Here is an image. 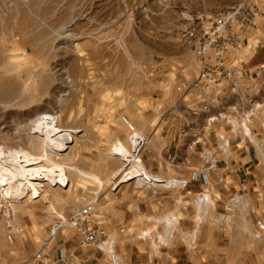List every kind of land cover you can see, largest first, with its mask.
<instances>
[{
  "label": "rangeland",
  "instance_id": "374dc122",
  "mask_svg": "<svg viewBox=\"0 0 264 264\" xmlns=\"http://www.w3.org/2000/svg\"><path fill=\"white\" fill-rule=\"evenodd\" d=\"M239 3L251 7L253 28L242 22V14L227 29L235 37L232 45L215 37L210 47L221 45L229 62L236 59L264 69V0H0V168L10 169L1 158L20 147L37 156L29 165H46L53 172L23 192H16L17 177L7 179L0 172V229L12 208L18 231L11 244L1 232L0 264H24L56 213L66 214L89 201L94 202L95 222L119 237V227L110 230L109 225L120 220V202L137 189H153L137 186L135 178L114 182L113 172L124 162L112 148L127 144L131 134L121 115L144 134L136 158L152 174L177 178L164 174L153 152L167 143L152 136L153 128L170 125L174 113L182 111L181 99L198 72L195 52L212 28L211 19ZM39 124L59 126L62 144L53 147L43 141L36 131ZM252 129L263 154L256 147L251 151V168L243 176L257 181L249 191H261L264 198L260 109ZM45 145L47 160L42 158ZM76 168L97 179L81 176ZM169 171L175 172L172 167ZM182 210L175 214L173 232L155 234L162 241L167 235L180 246L194 240L196 234L187 230L191 224L208 229L241 226L235 219L218 225L212 223L213 216L201 218L193 201ZM212 210L222 212V205L216 202Z\"/></svg>",
  "mask_w": 264,
  "mask_h": 264
},
{
  "label": "built area",
  "instance_id": "2783aa9c",
  "mask_svg": "<svg viewBox=\"0 0 264 264\" xmlns=\"http://www.w3.org/2000/svg\"><path fill=\"white\" fill-rule=\"evenodd\" d=\"M242 14L246 15H244L242 22L253 28L251 7L239 3L211 19L212 28L204 33L203 42L195 52L199 61L198 72L189 83L186 94L190 93L197 102L198 109L205 112V115L203 123L193 129L192 139L186 148L189 151L197 150V157L201 163L189 170L187 178H172V181L167 183L165 178L159 177L153 179L150 184L148 182L144 184L152 186L154 192L160 188L184 190V194L191 195V198L178 195L175 200L176 204L180 208L186 209L192 201L195 202V210L198 216L209 219L213 216L215 217L212 220L214 224L220 225L221 221L235 219L241 223L238 228H243L244 222L250 220L253 224L252 236L264 239V202L261 191L251 196L249 186L244 183L240 184L238 190L233 191L223 181L222 177H219L216 181L222 187L225 202L222 205V212L212 210L217 200L215 199V184L211 179V171L216 168L219 162H222L224 167H229L228 154L234 150L255 151V145L252 141V135H254L252 124L257 110H261L264 118V90L257 89L255 94H259V96H248L243 105L238 101L222 102L221 104L216 101L222 89H227L232 95L238 97L241 86L240 74L226 58V51L218 48L221 45L217 44V48H212L210 44L215 37H219L221 39L226 38L232 45L235 37L231 38L227 34V29L234 20L241 18L239 16ZM211 53H213V57H210ZM121 121L131 133L136 130L125 115H121ZM139 142L141 145L142 140ZM217 154H222V156L218 158ZM229 168L231 171H236L234 167L230 166ZM188 183L199 184L200 190L191 194V191L186 189ZM253 185L257 187V181ZM93 211L94 202L89 201L74 207L66 214L56 213V218L49 224L45 237L23 263L85 264L88 259L87 256H81L69 250L64 243L65 240L57 244L55 258H52L48 249L51 240L55 239L62 230L70 229L79 235L76 244L78 248H89L100 252L105 256L107 264H123L115 248L116 238L114 234L95 222L92 217ZM14 215L12 208L7 209L4 214V229H0V234L3 232L6 242L10 244L14 242L18 234L13 225ZM123 230L121 227L118 232H123ZM150 260L151 257L148 254L147 261L150 262Z\"/></svg>",
  "mask_w": 264,
  "mask_h": 264
},
{
  "label": "crops",
  "instance_id": "0c3cea01",
  "mask_svg": "<svg viewBox=\"0 0 264 264\" xmlns=\"http://www.w3.org/2000/svg\"><path fill=\"white\" fill-rule=\"evenodd\" d=\"M230 63L240 74L239 95L236 97L227 89H222L216 99L217 103L238 101L243 105L248 96L258 97L259 94H255L256 90H264V69H260L257 64L246 65L236 59H230ZM186 96L187 99L184 98ZM184 97L180 102L183 104L182 111L174 113L171 124L160 127L161 123H159L152 132V136L156 135L159 137L158 140L167 142L164 146L153 150L160 158V163L164 165V174H172L180 178H187L189 170L201 163L197 157V150L189 151L186 145L192 139L193 129L203 123L205 115V112L198 109L197 102L190 93H185ZM176 103L177 101H174L170 105L174 106ZM251 151L234 150L230 153L231 155L228 154L229 167H234L235 172L229 167H224L222 162L217 163L216 168L211 171V179L214 178L212 181L218 190L216 194L214 193L215 199L220 205L225 202V196L220 183L216 181L219 177H222L232 190H238L241 183L253 189L251 185L256 180H252L250 176H243L247 173H243V170L251 168ZM221 156L222 154H217L218 158ZM169 167H172L175 172H170ZM186 189L194 194L200 190V186L197 183H188ZM178 195L191 197L184 194L182 189L160 188L156 192L153 189H137L134 194L120 202L118 214L120 220L114 226L110 224L109 229L115 230L116 227L124 229L118 238L115 237V248L123 264H264V239L258 241L252 236L253 224L250 226L249 223L247 228L236 226L237 229L225 225L208 229L204 225L191 224L187 230L191 234H196L194 240L180 246L176 242L170 243L171 236L167 235V241H162L155 234L173 232L176 229L175 214L184 211L175 202ZM250 195L254 196V193ZM162 217L167 218V221ZM148 221L151 223L146 226ZM145 229L149 232L143 234ZM149 233L154 236L149 237ZM78 238L79 235L75 231L62 230L55 239L50 241L48 249L52 258L56 256L57 244L65 240L64 243L69 250L78 255L87 256L85 264H103L100 252L77 247ZM148 254L151 257L150 262L147 261Z\"/></svg>",
  "mask_w": 264,
  "mask_h": 264
},
{
  "label": "bare ground",
  "instance_id": "6f19581e",
  "mask_svg": "<svg viewBox=\"0 0 264 264\" xmlns=\"http://www.w3.org/2000/svg\"><path fill=\"white\" fill-rule=\"evenodd\" d=\"M36 131L37 133L39 132V135L42 136L43 141L48 142L49 145L53 147H58L59 145L62 144V142L60 141V138H62V134L59 133L61 131L59 126L39 124L36 127ZM143 135L144 134L141 131L135 130L130 134L129 138L127 139L128 140V142L126 141L127 144L122 143L120 145L113 146L112 153L117 155L122 160V162H124V164H122V166H120L119 169L113 172L115 183H122L128 181L131 178H135L134 180L136 182V185L141 186L142 184L147 182L150 184L153 179L162 177L150 173L149 170L142 164L140 158L139 157L136 158L137 156L136 153L140 146L139 140H142L141 143L144 142ZM252 141L258 153L262 155L263 147L260 141L254 135H252ZM5 154H6L5 157H2L1 160L4 161L5 163L8 162L10 169L8 168V170H6L5 168H0V172L7 179L12 180L15 177L18 178L17 180L20 182V186L16 188L17 189L16 192H21V191L23 192L29 189L27 185L39 186L40 184L39 181L42 179V175L45 174L46 172H51L50 168L46 165L45 166L29 165L30 164L29 162L36 159L37 156H35L33 153H31L28 150L19 147L18 149L8 150L7 153ZM42 158L44 160L50 158V155L47 153L46 150V145H45V149L43 148ZM83 170H79L77 168L74 169V171L80 174L81 176L97 179V177L91 176L86 171ZM165 180L167 183H169L172 181V178L170 179L165 178ZM165 221H167V218H165ZM244 225H246V223ZM245 228H247V226H245ZM150 229H152V227H150ZM147 232H149V230L146 229L145 233L143 234H146Z\"/></svg>",
  "mask_w": 264,
  "mask_h": 264
}]
</instances>
